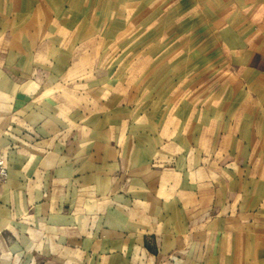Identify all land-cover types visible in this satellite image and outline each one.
I'll return each instance as SVG.
<instances>
[{
  "label": "crops",
  "instance_id": "obj_1",
  "mask_svg": "<svg viewBox=\"0 0 264 264\" xmlns=\"http://www.w3.org/2000/svg\"><path fill=\"white\" fill-rule=\"evenodd\" d=\"M0 9L9 170L0 264H264L255 217L264 187L251 181L242 194L240 173L243 151L264 167V117L241 92L264 87V0H0ZM138 31L140 47H119ZM119 52L142 57L126 70L163 84L153 107L127 106L133 83L118 95L116 64L103 80L101 58ZM198 86L216 96L180 95ZM146 111L139 127L119 126ZM202 143L223 159L199 175ZM241 200L252 223L241 220ZM214 210L232 217L199 226Z\"/></svg>",
  "mask_w": 264,
  "mask_h": 264
},
{
  "label": "rangeland",
  "instance_id": "obj_2",
  "mask_svg": "<svg viewBox=\"0 0 264 264\" xmlns=\"http://www.w3.org/2000/svg\"><path fill=\"white\" fill-rule=\"evenodd\" d=\"M11 4L15 3V1H19V0H9ZM136 1H140V0H134V3ZM126 2L125 1H121L118 5V10H119V14L121 15H125L127 13V7H126ZM1 10V9H0ZM7 11V22H14V14H16L15 12L18 10L17 8H13V7H8L6 9H4ZM128 17H132L134 18V20L136 19V23H134V29L140 27V23H141V17L142 15H138L137 10H139L136 6L133 7V9L131 7H128ZM152 10V9H151ZM126 11V12H125ZM137 26V27H136ZM136 27V28H135ZM137 36L134 39H128L127 41L125 40V38L122 39H118L117 43L119 45V47L121 48H126V47H131V46H135V47H140L141 46V39L139 38L140 32L138 31V33L136 34ZM101 62H102V71H101V75L104 77L106 74H108V68L107 66L109 64H111V62L113 64L117 65L118 71L117 73V79H118V95L119 96H126V91L128 90V96L131 98H135L134 100V104H128L127 106L131 109H138V108H147L148 105L153 107V105H151L153 103V101H157L158 96H160L162 94V96L164 95L165 92V88L163 86L162 83H158V81H151L150 83H145L142 80V72L141 71H130V70H126L125 65L128 64H134V65H138L141 64V60L142 57L141 56H127V55H119L115 56V57H105L103 56L101 58ZM72 64V62H71ZM77 72V71H76ZM78 73V72H77ZM80 74V73H79ZM77 76L75 77L76 80H87V76L85 75H79L76 74ZM157 73H153V76H156ZM204 74L202 73H198V78H201V76H203ZM216 78H221L220 76L222 75V73H215ZM259 78V77H258ZM133 81V82H132ZM128 83H133V87H128L127 89V84ZM180 90V89H179ZM198 91V94L195 93V91ZM193 93H192V92ZM216 89H210L207 88L206 86H198L196 88H191L190 92L187 94L185 92L180 93V95H190V96H198L197 99H200V101L205 102L208 99H211V96H216L215 93ZM168 92L167 91V95L168 96ZM241 92H243L244 95H246L248 97L247 102L246 103V108H255V110L257 111L259 109L260 111V115H262V117H264V87H261L259 89L254 90V89H250V88H244L241 89ZM179 93V91H178ZM171 93H169L170 95ZM125 106V105H124ZM205 107V104L202 105V108ZM147 111L144 112H139L136 114L135 119H129L128 121L123 120L121 121V119H119V126L122 127H126V128H130L133 129L134 127H139L137 124L140 125V120L137 121L136 117H140L144 114H146ZM138 122V123H137ZM259 122V120L257 121ZM262 123V127L264 128V119L261 120ZM264 130V129H263ZM135 140H140L142 139L140 136H135L134 137ZM170 139V137H166V142L168 143V140ZM205 142V141H203ZM200 144V143H199ZM248 145V144H247ZM205 144L202 143L201 148L198 149V171H199V175H201V173L204 175V172L207 170V167H209V165H212V163H217L219 165H221L222 163V153L221 152H208L205 149ZM204 147V148H203ZM247 149V148H245ZM244 149V150H245ZM220 151V150H219ZM251 153H249L248 151H243L241 153V193H244V189L249 186L251 181H259V183H257V185L261 188L264 187V167H261V163L256 161H252L247 159L248 156H250ZM264 155V152L262 153ZM188 156V152L187 155H183L182 158ZM187 158V157H186ZM228 161V160H227ZM231 162V161H230ZM227 166V165H226ZM231 166V164H230ZM235 167H219L216 168L215 171L218 173H222L223 171H235L237 172V169H234ZM264 191V190H263ZM104 201V200H103ZM244 208V201L241 200V208ZM243 208L241 209V220L245 223H252L251 219V215L249 214H245L244 215V211ZM201 210L199 209V212ZM251 213H253V211H250ZM258 216H255L257 219H259V221H262L264 223V201L261 202V205L257 208L256 212ZM260 214V215H259ZM243 215V216H242ZM232 216L226 215L225 217H222L221 215H219V213L217 211L214 210V214H210L207 216H199V219L201 221H199V226L201 227H205L206 225L211 224L212 222H214V224L218 223V220H220L221 218H226V219H231ZM244 218V219H243ZM262 227H264V224L262 225Z\"/></svg>",
  "mask_w": 264,
  "mask_h": 264
},
{
  "label": "built area",
  "instance_id": "obj_3",
  "mask_svg": "<svg viewBox=\"0 0 264 264\" xmlns=\"http://www.w3.org/2000/svg\"><path fill=\"white\" fill-rule=\"evenodd\" d=\"M9 176L8 164H7V157L0 150V185L5 183Z\"/></svg>",
  "mask_w": 264,
  "mask_h": 264
}]
</instances>
